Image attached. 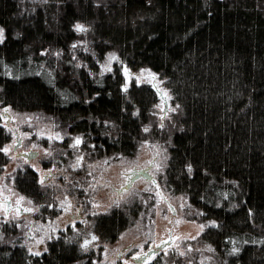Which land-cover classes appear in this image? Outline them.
<instances>
[{"label":"trees","instance_id":"16d2710c","mask_svg":"<svg viewBox=\"0 0 264 264\" xmlns=\"http://www.w3.org/2000/svg\"><path fill=\"white\" fill-rule=\"evenodd\" d=\"M0 26L2 107L49 116L70 135L65 146L80 137L75 153L86 165L134 159L145 142L160 145L168 158L158 182L212 222L198 242L213 248L214 264H264V0H0ZM110 55L112 71L102 73ZM125 66L158 75L173 107L165 119L153 85L128 79ZM10 141L0 118V149ZM9 161L0 151V175ZM14 181L40 206L37 217L55 216L63 188L43 186L31 171ZM82 184L62 187L84 199ZM84 207L110 244L142 205L100 214ZM17 234L14 223L0 225V264L94 260L63 236L37 255Z\"/></svg>","mask_w":264,"mask_h":264},{"label":"rangeland","instance_id":"374dc122","mask_svg":"<svg viewBox=\"0 0 264 264\" xmlns=\"http://www.w3.org/2000/svg\"><path fill=\"white\" fill-rule=\"evenodd\" d=\"M44 0H21L22 4L43 2ZM85 29V27L83 26ZM4 40V31L0 26V43ZM115 62L113 55L107 58L103 65L102 73L112 71ZM125 70L128 79L134 78L137 83L156 84L160 91L169 93L162 86L157 74L149 69L141 70L138 73L129 74ZM154 74L156 79L151 78ZM7 109L0 103V112ZM159 115L165 119L173 111L170 103L169 112L165 115L162 101L158 106ZM10 115L14 122L12 127L20 131L23 138V148L27 151L37 150L40 157L26 164L24 160L17 159V152L9 153L10 161L0 175V225L6 222L15 224L18 230L16 241L26 245L32 253H41L46 250L50 241L58 237H65L79 245L81 254H90L94 252L92 264H135L136 258L139 261L147 260V263L155 259H162L166 264H176L179 257H183L186 264H214L213 248L206 244H200L198 238L212 222L205 221L200 214L192 207L184 195H173L166 191L163 186L161 190L169 201L172 209L166 202L159 200L156 187L151 182L142 177L136 178L134 184L130 187L126 185L130 170L134 167H146L153 161L151 175L158 181L164 170L168 154L165 148L160 145H154L145 142L134 159L118 160H100L92 164H87L81 155L75 153L77 162L75 168L68 169L58 165L65 163L63 156L68 149L78 151L82 145V139L76 137L65 146V140L68 136L58 131L55 121L47 115L40 113L20 114L10 109ZM1 124L4 125L5 118L0 113ZM34 130V134L28 135L25 128ZM25 129V130H24ZM11 136L10 150L16 142L14 132L10 129ZM51 136V138H46ZM77 140L80 143L77 144ZM44 145V146H43ZM20 152V151H18ZM71 157V156H70ZM80 159V161H79ZM55 161V175L41 183L45 187L55 188L58 192L55 195L57 206H51L55 216L45 212L42 217L39 216L41 208L33 203L31 199L20 193L15 186V175L26 166L36 168L40 173V178L49 177L51 168H45L42 161ZM67 166V164H65ZM22 170V169H21ZM81 174V175H80ZM83 181L82 188L86 189L87 197L77 198L72 191H68L73 182ZM57 186V187H56ZM59 188V189H58ZM91 194L90 196L88 195ZM73 194L74 196H70ZM20 202L22 209H31L33 213L24 214L17 210H12L9 214L6 212L5 203L10 202L12 206ZM7 198V199H5ZM3 205H2V203ZM140 203L142 207L135 223L127 229L115 243H103L93 229V222L87 218L84 205L90 204L93 214L106 213L114 207L123 206L125 209L132 208L134 204ZM69 205H71L69 207ZM140 206V205H139ZM50 209V208H49ZM179 221V223H177ZM96 237L95 240L92 238ZM87 241V246H85ZM157 245L160 247L157 248ZM151 251L155 252L152 253ZM151 252V254H150ZM147 253V255H145Z\"/></svg>","mask_w":264,"mask_h":264},{"label":"flooded vegetation","instance_id":"af4514ba","mask_svg":"<svg viewBox=\"0 0 264 264\" xmlns=\"http://www.w3.org/2000/svg\"><path fill=\"white\" fill-rule=\"evenodd\" d=\"M2 117H3V115H2ZM5 122H4V127L9 131L10 129H12V131L14 132V138H15V140H16V142H15V144H14V146H13V149L12 150H10L9 152H8V154L9 153H12V152H17V154H16V158L17 159H22V160H24L25 161V163L26 164H30L31 163V161H33V160H36V159H38L39 157H40V152L39 151H37V150H29V151H27V150H25L24 148H23V146H24V141H23V138L21 137V135H20V131H19V129H17L16 127H12V125H13V123L14 122H17V120H15V119H13V121L12 122H10V123H7L6 122V119L4 120ZM26 129V130H25ZM24 130H25V132H27V134L28 135H31V134H34L35 132H34V130H31V129H29L28 127L27 128H25ZM51 138V136H47L46 138ZM44 146V145H43ZM10 147V143L7 145V147L6 148H9ZM10 149V148H9ZM18 151H20V152H18ZM35 153H37V155L35 156L34 154ZM71 156V157H70ZM76 155H75V152L73 151V150H70V149H68V151L66 152V154L63 156V160H65L66 162L65 163H56L55 161H47V160H44V161H42V165H43V167H45L46 169L47 168H51V172H50V174H49V177H44L43 178V181H46L48 178H52L54 175H55V173H54V171H55V167H56V164H58V165H60L61 167H67L65 164H67L68 166H69V169L70 168H75V165H76V162H77V157H75ZM79 161H80V159H79ZM81 161H83V157H82V155H81ZM154 164H153V161L152 162H150L149 163V165L148 166H146V167H141V166H139V167H134V168H132L131 170H130V172H129V174L128 175H126V177H127V182H126V185L127 186H132L133 184H134V182H135V180H136V178H140V177H142L143 179H145L146 181H148V182H151L152 183V185H154L153 184V180H154V178H153V176L151 175V167L153 166ZM57 168V167H56ZM22 169V170H21ZM18 172H27V171H31V172H33L35 175H36V177L38 178V180H39V183H41L40 181H41V179L42 178H40V173H39V171L36 169V168H32V167H30L29 165L28 166H26L24 169L23 168H21ZM64 171L65 172H67L68 171V167L67 168H64ZM17 172V173H18ZM157 183H158V181H157ZM155 187H156V190H157V193H158V196H159V200L161 201H163V202H166L168 205H169V201L167 200V198L165 197V194L163 193V195H160L159 194V192H158V188H157V186L156 185H154ZM2 203V202H1ZM2 205H3V203H2ZM5 207H7L6 208V212H7V214H9L12 210L14 211V210H17V209H19V213L21 214V213H24V214H31V213H33V211L31 210V211H24V209H22V205L20 204V203H18V204H16L15 206H12L11 205V203L10 202H6L5 204ZM3 205V206H4ZM152 253H155V252H153V251H151ZM151 252H150V254H151ZM147 262V260H142V261H138V262H136L135 264H145Z\"/></svg>","mask_w":264,"mask_h":264},{"label":"water","instance_id":"95a60500","mask_svg":"<svg viewBox=\"0 0 264 264\" xmlns=\"http://www.w3.org/2000/svg\"><path fill=\"white\" fill-rule=\"evenodd\" d=\"M125 69L127 70L126 66H125ZM129 74H131V73L129 72ZM152 85H153V88L157 91V93H158V95H159V97H160V99H161V101L163 103L164 109H163L162 112L165 113L168 110V107L170 105L169 97L168 96H165L163 94V92L159 90V88L157 87L156 84H152ZM0 113L6 119V122L7 123H10V122L13 121V118L10 115V108H7V109L4 110V112H0ZM34 155L36 156L37 153H35ZM153 184L157 186L159 194L160 195H163V191L161 190L160 186L158 185V183H157V181L155 179L153 180ZM169 207L172 209L170 203H169ZM135 261L138 262L139 260L136 258Z\"/></svg>","mask_w":264,"mask_h":264},{"label":"snow or ice","instance_id":"6c2138e0","mask_svg":"<svg viewBox=\"0 0 264 264\" xmlns=\"http://www.w3.org/2000/svg\"><path fill=\"white\" fill-rule=\"evenodd\" d=\"M77 30H78V31H85V29L83 28L82 25H77ZM151 78H152L153 80L156 79V77H155L154 74H151ZM164 95L166 96L167 93H164ZM145 131H147V129H145ZM76 143L79 144V143H80V140H77ZM0 151H3V152H5V153H8V152L10 151V149H9V148H3V149H0ZM40 182L43 183V178L41 179ZM5 199H7V198H5ZM22 200H23V197H20V200L18 201V203H20ZM70 206H71V205H69V207H70ZM17 211H19V209H17ZM24 211H31V209H24ZM177 223H179V221H177ZM92 239L95 240L96 237H93ZM87 243H88V242L85 241V246H87ZM157 247H160V245H157ZM36 254L39 255V253H36ZM145 255H147V253H145ZM137 259H139V257H137Z\"/></svg>","mask_w":264,"mask_h":264}]
</instances>
